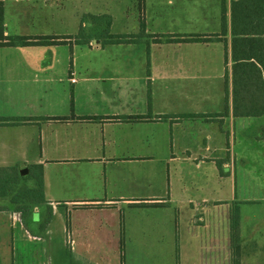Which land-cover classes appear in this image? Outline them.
Here are the masks:
<instances>
[{
	"label": "crops",
	"instance_id": "1",
	"mask_svg": "<svg viewBox=\"0 0 264 264\" xmlns=\"http://www.w3.org/2000/svg\"><path fill=\"white\" fill-rule=\"evenodd\" d=\"M0 1L4 36L50 42L0 44V168L41 170L44 196L25 215L0 200V264L14 249L54 264V248L67 264H122L125 249L172 264L174 248L181 264H233L229 207L251 200L245 128L264 118L232 115L237 0ZM90 15L134 41L81 37ZM239 232L240 264H264V225Z\"/></svg>",
	"mask_w": 264,
	"mask_h": 264
},
{
	"label": "trees",
	"instance_id": "2",
	"mask_svg": "<svg viewBox=\"0 0 264 264\" xmlns=\"http://www.w3.org/2000/svg\"><path fill=\"white\" fill-rule=\"evenodd\" d=\"M231 105L233 117H260L264 115V0H237L231 6ZM94 26L110 25L106 15H90ZM247 19V20H246ZM222 30L226 33L225 7L222 6ZM3 6L0 1V44L23 47L27 45H47L44 37L30 41V37L4 36ZM113 42L134 41L126 37H110ZM182 42L203 41V37H185ZM4 42V43H2ZM227 49L224 63L227 64ZM147 64H149L147 55ZM225 100L228 101L227 79L225 71ZM149 96V94H148ZM143 118V117H138ZM65 119V117L59 118ZM34 178V186L29 181ZM41 170H30L21 176L17 169L0 168V200H7L15 205L22 215L26 214L29 205L44 202ZM238 208L230 215V243L233 251V264H240Z\"/></svg>",
	"mask_w": 264,
	"mask_h": 264
},
{
	"label": "rangeland",
	"instance_id": "3",
	"mask_svg": "<svg viewBox=\"0 0 264 264\" xmlns=\"http://www.w3.org/2000/svg\"><path fill=\"white\" fill-rule=\"evenodd\" d=\"M91 21H87L90 23ZM110 26V25H109ZM107 25L103 26H95L91 30L85 29L83 34L81 33V37L83 35H89L91 38L99 39L100 41L106 40L107 38L110 40V37H117L114 34H110V27ZM120 26V25H119ZM121 27V26H120ZM138 28L135 30L137 31ZM126 32V31H125ZM135 32V31H134ZM139 33V32H138ZM153 36H160L158 34H149L150 38ZM107 39V40H108ZM157 39V38H156ZM147 42L145 43V45ZM155 59H162L163 51L162 49H158L156 53H154ZM149 58V56H148ZM148 65V64H147ZM251 124L249 125V130L245 128L246 137L243 143L245 147H249L248 153L249 160H246L247 166L242 169L245 176H250V183L244 184L250 188V195H246V197L251 198L249 203H245L241 206V211L238 208V213L240 217V223L243 227H246L250 224H261L264 225V118L259 119H251ZM237 140V134H236ZM236 144L237 143L236 141ZM29 174V172H27ZM25 174V175H27ZM252 178V179H251ZM243 181L237 179L236 180V188L237 190L242 187ZM237 205V204H236ZM237 208V207H235ZM234 212V208L232 206L229 207V214L231 215ZM255 234L264 235V232H256ZM264 240V238H262ZM239 242H240V232H239ZM264 245V243H263ZM264 247V246H263ZM66 248H54L50 249L51 256L53 257L54 264H67V256ZM106 255L111 256L115 255L113 249H103ZM136 251H140V253L133 252V249H125V257H123L122 264H163V255L162 249H136ZM173 255L172 264H181V254L183 252L180 248H174L170 250ZM14 262L15 264H20L22 252L20 249H14ZM155 252V253H154ZM160 252V253H156ZM264 250L261 252V260L263 258ZM170 257V256H169ZM193 259V258H190ZM189 259V260H190ZM165 261H167L165 257ZM13 262V263H14ZM184 262V261H183Z\"/></svg>",
	"mask_w": 264,
	"mask_h": 264
},
{
	"label": "water",
	"instance_id": "4",
	"mask_svg": "<svg viewBox=\"0 0 264 264\" xmlns=\"http://www.w3.org/2000/svg\"><path fill=\"white\" fill-rule=\"evenodd\" d=\"M27 172H28V170L25 168L19 170V173L21 176H24L25 174H27Z\"/></svg>",
	"mask_w": 264,
	"mask_h": 264
},
{
	"label": "built area",
	"instance_id": "5",
	"mask_svg": "<svg viewBox=\"0 0 264 264\" xmlns=\"http://www.w3.org/2000/svg\"><path fill=\"white\" fill-rule=\"evenodd\" d=\"M71 81H74L73 79H71Z\"/></svg>",
	"mask_w": 264,
	"mask_h": 264
}]
</instances>
